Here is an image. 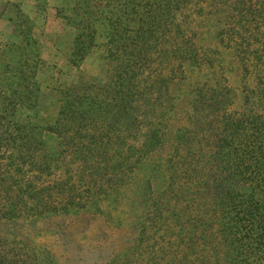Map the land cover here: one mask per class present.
<instances>
[{
    "label": "trees",
    "instance_id": "1",
    "mask_svg": "<svg viewBox=\"0 0 264 264\" xmlns=\"http://www.w3.org/2000/svg\"><path fill=\"white\" fill-rule=\"evenodd\" d=\"M78 6L90 38L89 17L98 13L109 24L113 75L64 91L47 129L57 148L36 126L16 120L17 109H32L37 99L28 75L35 67L22 65L11 74L16 81L0 84V220L67 215L121 189L162 145L161 110L178 74L186 67L220 70L195 43L198 26L212 20L219 45L254 76L255 86L245 91V109L235 111L233 91L220 78L203 84L190 126L177 131L169 164L170 187L177 188V257L169 264H264V0H80ZM16 48L5 45L7 53ZM182 167L189 182L185 207ZM44 258L0 239V264H46Z\"/></svg>",
    "mask_w": 264,
    "mask_h": 264
},
{
    "label": "rangeland",
    "instance_id": "2",
    "mask_svg": "<svg viewBox=\"0 0 264 264\" xmlns=\"http://www.w3.org/2000/svg\"><path fill=\"white\" fill-rule=\"evenodd\" d=\"M79 2L0 0V84L16 81L11 74L22 65L35 67L28 75L37 86L32 93L37 99L32 109L19 107L16 120L36 126L50 148L59 144L47 129L58 117L64 91L79 82H107L116 65L109 24L98 13L89 17L94 30L90 38L83 29L87 17L79 10ZM214 23L205 20L198 26L195 43L220 70L201 73L186 67L178 74L161 110L162 145L143 159L125 185L110 190L112 196H96L84 209L67 215L0 220V239L24 244L45 257L46 264H169L177 257L173 221L177 188L170 187L169 165L177 131L190 126L195 97L203 84L220 78L233 91L235 111L245 109V91L255 86L254 76L245 74L238 59L219 45ZM28 38L38 45L27 43ZM7 44L18 48L7 53ZM8 63L11 73L4 68ZM259 112L264 115V103ZM180 173V204L185 207L189 182L183 167ZM159 204L164 218L158 213ZM181 247L182 255L186 254V245Z\"/></svg>",
    "mask_w": 264,
    "mask_h": 264
}]
</instances>
